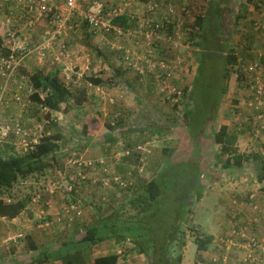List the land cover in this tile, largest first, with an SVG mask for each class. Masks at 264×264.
Masks as SVG:
<instances>
[{
	"label": "rangeland",
	"instance_id": "rangeland-1",
	"mask_svg": "<svg viewBox=\"0 0 264 264\" xmlns=\"http://www.w3.org/2000/svg\"><path fill=\"white\" fill-rule=\"evenodd\" d=\"M62 1L57 0L56 4H61ZM103 1L108 4L107 0ZM120 1L118 6L123 2L125 10H132V7L143 3V13L142 10L139 11L143 17L146 14L147 17L163 15L166 5L171 3L175 9L172 14L174 15L172 31L157 32L149 38L138 27L135 28L136 32L130 31L131 34L125 33L118 35L117 38L114 31H109L95 43L96 49H89V53L83 51V55L89 54L87 56L89 61L96 60L90 69L82 72L78 66H72L67 70L68 78L64 77L67 86L76 95L83 90L87 100L75 106L79 108L75 113L72 111L75 104L73 100L63 103L55 112L54 118L51 121L49 119L48 125L54 122L58 127L55 131L58 132L60 127L58 122H61L62 126L75 122L80 126V130H77L78 132L74 130L75 134L68 128L62 130V134L65 133L61 134L63 141L58 151L52 154L53 157L47 160L46 167L28 177L26 182L16 184L11 190L14 194L13 199L26 194L33 198L39 193L41 200H46L47 196L42 194L45 188H56L52 194H55L53 199L56 206L51 208L50 214H42L41 217L31 211L30 217H27L30 220L29 227L18 228L9 223L6 216L0 215V264L4 263L5 255L8 257L4 264L13 261L17 264H28L35 256L60 245L63 239L80 238L85 233L86 224L100 216L107 217L108 213L111 215L107 221L115 225L116 232L112 246L114 245L115 251H120L117 263L150 264L148 258L135 247L134 242L136 238L146 239L147 236H151L150 230L154 222L148 224L150 229L145 228L146 225L143 224L145 220L143 223L137 222L141 216L148 218L150 213L148 210L145 213L143 209L146 206L145 202L135 200L136 191L148 181L157 178L162 170H165L163 180L166 184L162 186L167 196V207L164 211H159L160 217H165L169 211L175 218L176 208L173 207L178 203L177 211L182 208V195L186 189L190 190L187 207L192 210L191 215L188 214L191 219L185 226V244L179 246L176 243L175 247L170 249L169 260L175 262L176 256L181 253L180 264H208L209 258L202 252L205 250H197L193 242L194 227L212 234L218 229V224L213 221L206 194L201 195V200H197L195 194L202 192L204 188H238L234 182L226 181V169L218 165L226 156L220 152L221 146L214 142L211 131L217 130L224 123L236 134L239 150L249 157L245 158L243 167L239 168L237 173L247 176L249 182L253 183L252 180L256 176L254 167L258 160L250 159V156L254 153L259 154V147L254 143L260 140L254 134L264 137L262 133L264 124L258 117V111L249 104L252 100L249 82L251 79L253 81L254 77L245 74L243 68L253 59V51L263 47L262 39L257 38L252 30L251 20L258 9L255 3L259 2V5L264 0L224 2L220 19L221 41L217 48L210 49L214 57H207L205 61L211 62L212 58L221 68L225 63V54L232 52L237 56V64L225 63L226 75L220 77L216 88L211 86L208 66L203 67L199 75H196L200 62L204 61V55L202 56L200 45H196L200 42V31L194 26L195 18L205 13L211 0L161 1L163 6L156 14L147 13L149 0H133L132 4L131 0ZM22 7L21 2L1 0L0 14L2 18L4 17L3 21L5 23L9 21L11 32L14 29L19 30L14 41L29 40L31 46L41 44L43 40L37 39L36 32L48 28L47 20H38L33 26H29L27 22L30 17ZM20 29L23 30L20 32ZM8 40L10 39L6 38V41ZM35 58L32 59L37 62ZM43 60H47V57ZM98 60H102L101 64H105L106 68L99 66L94 72L92 68L98 66ZM19 68L24 69L28 75L33 70L22 65ZM88 73L101 74L102 84L89 86L83 79V75ZM19 75L16 72L20 89L14 94L20 96L21 103L13 102L11 105L27 109V113H31H28V117L32 118V122L24 125L19 119L16 120L25 128L38 122L47 126L43 119L45 111L35 107L29 100L28 96L33 88L30 87L27 76H22L20 72ZM69 79H72V82ZM11 82L1 79L0 88H8ZM209 96L213 100L211 101L214 108L209 120L206 121L205 118L202 123L204 107L201 100L208 102ZM11 97L12 95L7 99L6 94H3L0 101L2 106H5V102H10ZM246 101L251 109L250 118L245 120L251 121L252 127L249 129L238 124L240 108ZM187 111L193 113L195 123L192 125L188 123L189 117L185 115ZM90 116L100 121V126L94 138L86 139L82 133L86 130V121ZM242 147L244 149L241 150ZM164 149L171 153L168 154ZM174 161L178 162L169 166L170 162ZM89 162L92 163L87 166ZM235 174L236 171H232L231 176ZM64 176L68 178L63 182ZM74 187L78 191L71 194L70 189ZM0 199L7 201L10 198L8 193L3 191L0 192ZM76 199L79 215L65 208L74 205ZM43 208L44 206L41 209ZM57 211L60 213H56ZM221 214L223 215L222 211ZM69 217L73 218L70 225ZM155 223H160V220ZM127 226L131 227L132 231L127 230ZM3 227L7 229L4 233ZM72 233L74 236L69 237ZM109 233L110 231L106 232L103 242L92 246L87 264H93V258L97 254L112 249L108 248V244H111L108 240L111 237ZM19 234L21 236H18ZM232 235L241 243L239 235L233 233ZM13 236L16 238L8 239ZM257 237L262 236L260 234ZM229 239L231 237L226 240ZM231 247L233 246L228 245L226 249ZM257 255L252 256L256 258ZM260 260L263 264L264 257L260 256Z\"/></svg>",
	"mask_w": 264,
	"mask_h": 264
},
{
	"label": "trees",
	"instance_id": "trees-1",
	"mask_svg": "<svg viewBox=\"0 0 264 264\" xmlns=\"http://www.w3.org/2000/svg\"><path fill=\"white\" fill-rule=\"evenodd\" d=\"M89 1L91 2V0ZM227 1L228 0H211L208 3V7L206 8L205 13L196 16L194 24V26L197 27V30L200 31V42H197L196 45H200V48L203 51L202 56L204 55V61L200 62L196 75H199L203 67L208 66V70H210L209 75H211V86L214 88H216L217 84L219 83L220 77H224L226 75L225 63L229 65L237 64V56L232 52H227L225 54V63H223L224 66L221 68L218 67L216 60L215 62H213L214 59L212 58H210L211 62L205 61L207 57H214V53L211 52L210 49L217 48L219 42L221 41L220 19L223 14L224 2ZM84 7L88 9L89 7H91V3L85 4ZM106 7H109L108 4H105V6L102 7L100 14L102 16V19L110 24V28L108 31L98 32V30H96L95 28H91L86 20L72 22L73 30L79 28L81 29V32L83 33V42L89 49H96L95 44L92 43V39L95 34L98 36H104L109 31H114V35L117 38L118 34L116 32V28L121 30L123 33H128L130 31L136 32L137 30H135V28H139V17L126 12L127 10L116 16H108V9ZM78 19L79 18H77V16L73 17V20ZM134 22H136L137 24H135ZM168 27L171 32L173 23H170ZM223 43L224 41L222 40V44ZM222 48L223 47L221 46L220 49ZM8 54L9 50L3 46V40L2 37H0V57H6L8 56ZM211 65L213 67H211ZM19 66L15 68V73L12 74L11 79L14 75H16V72L18 73V75L20 72L22 76H27L30 87L33 88V91L28 96L29 100L48 109V111L43 114V119L45 120L47 126L44 125V127L46 128L45 133L44 135H41L39 137L37 144L33 146V150L22 153L18 151L17 153L13 152L4 155L0 153V192L6 191L10 198L7 201L0 199V215L6 216L8 218L16 217L27 207L30 199L32 198L29 194H26L21 198L13 199L14 194L11 193V190H13L16 184L22 183L28 177H32V175L41 172L46 167L49 157H53L52 154H54L59 149V145L56 142L59 139V135L57 133L50 134L48 132L49 119L51 121L50 111L59 110L62 104L66 103L69 100H73L77 105H81L84 101L87 100L86 94L85 92H83V90L79 91L77 95L70 90V88L67 86V81L64 79V77L66 78V76L60 69H56L51 73H44L42 70L38 69L32 74L28 75V73L25 72L24 69L19 68ZM195 78L197 77L195 76ZM83 79L93 86H99L103 82V79L100 76L90 73L84 74ZM4 90V88H0V101L3 97V94H6ZM16 96L19 95H12V97L10 98L11 101L14 102V104L21 103L20 96V99H18ZM199 99H201V96L199 97ZM211 100V96H209L208 102L207 100H201L204 107L202 123H204L205 118L207 119L206 121L209 120L208 118L212 113V108H214L212 105L213 100ZM262 100L264 102V94ZM185 115L189 117L188 123L190 125L195 123L193 113L187 111ZM4 118L5 117L3 113L0 111V122H3ZM16 122L20 124V122L17 120H15L12 125L8 124V126L10 127L7 135L4 138H15L14 140L18 143V137L15 134L14 126ZM99 123L100 121H98L95 117H88V120L86 121V130H83L82 135H84L86 139L94 138V136L97 135L96 130H98L100 126ZM70 128L72 130V133L75 134L77 130L73 129L72 127H68V129ZM227 130V125L221 124L217 130L211 131L214 142L221 146L220 152L222 154H225L226 156L224 161H222L218 165L227 170L229 168H242L246 156L238 148L236 134L233 132L230 133ZM262 148L264 149V144L262 145ZM164 151L167 150L164 149ZM170 153L171 151L168 152V154ZM253 156L258 160V163L261 162L258 154H255ZM177 162L178 161L170 162L169 166ZM214 164H216V161H214ZM198 171L199 169L197 168V174L199 173ZM226 173L227 176L230 175L229 171H226ZM164 175L165 170L160 171L157 178L148 181L136 191L137 197L135 200H141L145 202L144 205L146 206L143 209L145 213H147L146 210H148V212L150 213L148 218L146 217L145 219V216H141V218L138 219L137 222L140 221L143 223V221L145 220L143 224L146 225V229H150L148 224H150L151 222L155 223L157 221L159 222L160 220V223L152 224L150 230L151 236H147L146 239L136 238L134 243L138 251L148 258L150 264H180L182 259L181 253L176 256L175 262L169 260V254L170 249L174 248L176 243L179 246H183L185 244V226L191 219L188 217V214L191 215L192 212L191 208L187 207L188 198L190 197V190H184V194L182 195V208L177 211L178 203L173 207L176 208L175 218L174 215L169 211L167 212L165 217H160L159 211H164L167 207V196L162 186V184H164V186L166 184L163 180ZM263 178L264 166H261L260 171L257 173V179L261 181ZM201 195L202 192L196 193V199L199 200L201 198ZM259 216V211H254V214L251 215L249 219L251 220L252 217L259 218ZM260 220H262V216L260 217ZM247 225L250 229L254 230L257 227L256 222L252 223L250 221ZM102 226L106 227L103 228ZM107 226L110 227L109 224H103V220H99L97 223L89 224V226L86 227L85 233L80 240L73 241L71 243L64 241L58 248L52 251H44L38 258L35 256L29 264L35 263L34 261H36V264H41L54 257H60L63 264H87L88 258L91 254L92 246L98 242L103 241L104 238H106L105 234L106 232H108V230H106ZM130 226H132V223H130ZM127 230H131V227L127 226ZM194 230L193 242L196 245L197 250H207L213 240V236L210 234H206L205 232H199L197 227H194ZM237 249H240V247L235 246L226 249L225 244V246L222 248L220 256L215 261L218 262V264H223L222 256L226 255L228 260L227 264H240L241 260L237 259ZM118 258L119 255L116 253L98 256L93 259V264H117ZM243 264L253 263L244 261Z\"/></svg>",
	"mask_w": 264,
	"mask_h": 264
},
{
	"label": "crops",
	"instance_id": "crops-1",
	"mask_svg": "<svg viewBox=\"0 0 264 264\" xmlns=\"http://www.w3.org/2000/svg\"><path fill=\"white\" fill-rule=\"evenodd\" d=\"M3 1L4 0H2V2ZM15 1L16 0H11V2H13V3ZM107 1H108L109 7L118 6V5H120V2H121L120 0H107ZM132 2H133V0H131V4H132ZM258 3L259 2L255 3V5L258 6ZM132 10L128 9L126 12L131 13L134 16L137 15L138 17H141V14H139V11L142 10V13H143V10H144L143 3L140 2V4L136 5V7H132ZM257 10L258 9H256V11ZM3 18H2V15L0 14V37H2L3 46L5 47L6 38H9L10 41L14 44L20 43L21 40L20 41H14L15 36H18L17 31H19V30L14 29L11 32V28H10L11 24L8 23L9 21H7V23H5L3 21ZM22 30L23 29H20V32ZM252 30H253V28H252ZM254 33L256 34L257 38L259 37L260 39H262L263 47H262V49H255L253 51V54H252L253 59L250 61H253L257 58V53L259 51L264 52V39L262 37L263 34L256 32V31H254ZM82 34L83 33L81 32L80 28L76 29V30L70 29L64 35L59 36V37H55V38L50 36V34L48 33V28L46 30H45V28H43V29L37 31L36 37L39 40H43V42H41V44L45 48L47 60H40L39 57L37 58L36 56H38V54H37V51H35V52H31L34 54L30 53L27 57H25V59L21 61V65L27 69L32 68L33 70L30 72V74H32L33 72H35L38 69L42 70L44 73H51V72L55 71L56 69H60L62 71V73L67 78H68V74L66 72L72 66L73 67L78 66L79 69L82 70V72L90 69V67L93 65L92 63L96 60L89 61V58L87 57V56H89V54L83 55L84 50L88 51L87 53H89L90 50L84 44ZM101 37L102 36H98L95 34L93 36V39H92L93 43L94 44L97 43ZM94 40H95V42H94ZM62 43L65 44V47H66V52L64 55H62L61 50H60V46ZM33 46H35V45H33ZM46 48H47V50H46ZM47 52H48V54H47ZM32 58H35L37 60V62L34 61ZM262 61L264 62V57L262 58ZM138 62L139 61H137V63ZM97 63H98V66L96 65L94 68H92L94 70V72L96 71L97 67H99V66L100 67L103 66L104 68H106L105 64L104 65L101 64L102 60H98ZM123 65L126 66L124 64V62H123ZM98 69H101V68H98ZM95 75L102 77L101 74H95ZM14 76H13L14 78L12 77V79L8 80V81H12L11 85L8 88H4L5 89L4 91L6 92V98L7 99H9V96L18 92L20 89V85H19V81L17 80V76L16 75H14ZM1 79L2 78L0 77V80ZM70 81L72 82V79ZM88 85L91 86V84H89V83H88ZM93 87H95V86H93ZM11 93H13V94H11ZM0 96H1V94H0ZM11 104H13L12 101L5 102V106H2L3 104L1 103L0 111L3 113V115L5 117L3 123H5L6 125H8V124L12 125L16 119H19L21 122L24 123V125L31 124L32 118L28 117L29 116L28 113H30V112L27 113V109H23V108H19V107L17 108L16 105L12 106ZM33 105H35V107H37V104L35 102H33ZM75 106L77 107L78 105L74 104V109L72 110L74 113L79 110V108H76ZM43 110H45V112L48 111V109H43ZM55 112L56 111H53V110L50 111V118L51 119L54 118ZM239 113L241 114V116L238 118L239 119L238 120L239 126L243 125L244 128H246V129L251 128L252 127V126H250L251 121L250 120L245 121L247 118H250V116H251V109L248 107L247 101L245 102V104L243 106H241ZM71 120H72V118H71ZM39 123L40 122H38V124ZM58 124H60L58 132L55 131L58 127L56 126V124L54 122L50 123L48 132L50 134L57 133L59 135V139L56 141L59 146H60L61 142L63 141V137L61 136L62 130L68 128V126L72 127L73 129L80 130V126H78L75 122L67 123L66 125H68V126H62L61 122H58ZM36 125L37 124H34V125H31V126L26 127V128L33 129ZM224 125H226V123H224ZM227 127H228L227 131L232 133L233 131L230 130V126H227ZM101 131H102V129H100L99 132H101ZM70 132L72 133L71 128H70ZM248 132H251V131H247V133ZM256 133H259V131H256ZM262 133H264V132H262ZM63 134H65V133H63ZM254 135L257 136L258 138H260L259 142H255L254 145L259 147V151H258L259 154L258 155H259V158L261 159V162L258 163V161H257L256 166L254 167L256 176L252 180L253 183L249 182V179L247 176H244L242 174L237 173L239 171L238 169L229 168L228 170L226 169V171H229V174H230V175L226 176L228 179V180L226 179V181L234 182L238 186V188H204L202 190V194H206V198L209 201L210 208L212 211L213 221L215 224H218V229L216 230V232L210 234L213 236V240H212L211 244L209 245L207 250L202 251L203 255L208 256V258H209L208 264H218V262H216L214 259H216L220 256V254L222 252V248L226 244V239L230 238V237L232 238V230H237V231L243 230L246 234H249L252 236L260 234V231L258 229L256 231L252 230L247 225L248 219L250 218L251 215L254 214V211H257V212L259 211L260 215H264V178L261 181H259L257 179V173L260 171L261 166H264V149L262 148V145L264 144V137H262L259 134L258 135L254 134ZM68 137H70V136H68ZM14 139H12L10 137L0 139V153H2L3 155L8 154V153H13V152L17 153L19 151L20 146L17 145V141H15ZM87 141H89L91 143L90 140H87ZM239 146L240 145H238V147ZM240 149L242 150V149H244V147H242ZM253 155H255V153L250 156V159L255 158ZM246 157L249 158L248 156H246ZM232 171H236V174L233 176H231ZM56 173H57V175H59L58 171ZM68 176H69V174H68ZM68 176L67 177L64 176L62 181L64 182V180L67 179ZM229 176H231V177H229ZM223 181L225 182V177H223ZM24 182H26V181H24ZM213 185H214V182H213ZM224 187H225V184H224ZM55 189L56 188H45V190L42 192V194L47 196L46 200L45 199L41 200L42 199L41 195L38 193L36 195V197H33L32 200L28 203L30 205H28L16 217H13V218L7 217L8 222L16 225V227L18 226V228L19 227H26V226L29 227L28 222L30 220H28L27 217L28 218L30 217L31 211H34L36 214L40 215V217L42 216V214H50L51 208H53V206H56L54 199H53L54 198L53 196L55 194L52 195L54 193ZM64 189L68 190L69 188H64ZM77 191L78 190L76 187L70 189L71 194H73V192L77 193ZM38 197H39V199H38ZM62 197H63V195H62ZM201 199L202 198H200V200ZM77 203H78V201L76 199L74 202V205H69V206L65 207L66 210L68 208V210L74 212V214L79 215L80 210L77 206ZM46 205H48V206H46ZM43 206H44V208H43L44 210L41 209ZM221 211L223 212V215L221 214ZM56 213H60V211H57ZM110 215H111V213H108L107 217L100 216L96 220L89 223V224L97 223L99 220H103V224L108 225V223H109V225H110V227L107 226L106 230L110 231L109 234L111 237H109L108 240L111 241L110 242L111 244H108V248H112V249L110 251H107V252H104L101 254H97L96 256H94V258L98 257V256H104V255L112 254V253H116L119 255V253H120L119 250L118 251L114 250V245L112 246V241H115L114 235H116V232H115V225L113 227V224L110 223V221H107V219ZM69 219H70V222L68 223V225L71 224L73 218L69 217ZM89 224H86L85 230H86V227L89 226ZM71 227H72V225H71ZM198 230H199V232H203L202 229L199 227H198ZM6 231H7V229L3 227L2 233L6 232ZM206 234H209V233H206ZM64 235H66V234H64ZM73 236H74V233L69 235V237H73ZM82 236L80 238H76V239L74 237L72 239H68V238L63 239L62 242L65 241V242L71 243L73 241H78L82 238ZM103 241H101V242H103ZM101 242H98L96 244H99ZM61 243H60V245H61ZM96 244H94L93 246H95ZM60 245L53 247L52 250L58 248ZM52 250H50V251H52ZM6 253H8V252L6 251ZM199 253L202 255L201 252H199ZM236 253L238 256L237 259H240L243 256L248 257V255H250L249 251H247L245 248H241V247H240V249L236 250ZM41 255L42 254L38 255L37 258ZM6 257H8V256L5 255L4 263L7 261ZM118 261H119V259H118ZM59 263L63 264L61 261V258L60 257H54V258L48 259L47 261H45L41 264H59ZM10 264H17V263L15 261H13ZM34 264H36V263H34Z\"/></svg>",
	"mask_w": 264,
	"mask_h": 264
},
{
	"label": "built area",
	"instance_id": "built-area-1",
	"mask_svg": "<svg viewBox=\"0 0 264 264\" xmlns=\"http://www.w3.org/2000/svg\"><path fill=\"white\" fill-rule=\"evenodd\" d=\"M23 4L22 9L30 17L27 24L33 26L38 20H47L48 22V33L52 37H59L64 35L68 30L73 28L72 22H78L80 20H86L91 28H95L98 32L108 31L110 24L102 19L100 14L102 7L105 6L103 0H63L61 4H56L57 0H16ZM161 1L167 0H149L150 5L148 7V14H156L163 5ZM91 3V7L86 9L85 4ZM119 7V8H118ZM107 8V7H106ZM126 6L122 2L121 6L108 7V16H116L125 11ZM174 9L171 3L166 5V10L163 15L157 17H151L147 14L145 17H139V28L140 31L147 34L146 37L149 38L157 32H166L169 30V24L172 23ZM171 15V16H170ZM77 16L78 20H73V17ZM147 17V19H146ZM251 26L254 31L263 34L264 39V2L258 5V10L251 20ZM118 35L125 34L121 30L116 28ZM127 34H131L128 32ZM10 40L6 41L5 46L9 49L8 56L0 57V76L8 80L11 78L12 74L15 73V68L21 64V61L25 59L31 52L37 51L40 60L46 57L45 48L42 44H37L36 46H31L30 41H21L20 43H11ZM148 44H150L148 42ZM60 50L62 55L66 52L65 44H61ZM264 57V52L259 51L257 53V58L253 61L248 62L244 68L243 72L245 74L252 75L253 81L251 79L250 89L252 100L249 102L250 106H253L258 111V117L262 120L264 124V102L262 100L264 94V62L262 58ZM18 99L19 96H16ZM15 134L18 137V145L22 148L23 152L33 150V146L37 144L38 139L44 133V127L38 124L36 128L31 131L23 128L18 122L14 124ZM8 125L0 122V139H3L9 130ZM92 162L87 164L91 165ZM262 216V220L260 217ZM252 223L256 222L257 227L255 230H259L261 238L255 235L252 237H247L243 230L237 231L232 230L233 234L239 235L241 243L236 241L234 235L229 240H226V246H236L245 248L250 252L248 257H243L244 259L240 262L243 264L244 261H248L253 264H262L260 256L264 257V215H260L259 218L252 217L250 220ZM254 230V229H252ZM18 236H21L19 234ZM243 237V239H242ZM16 236L9 237L8 239H15ZM257 255V259L252 255ZM216 260V259H214ZM226 255L222 256L223 264H227ZM264 264V263H263Z\"/></svg>",
	"mask_w": 264,
	"mask_h": 264
},
{
	"label": "clouds",
	"instance_id": "clouds-1",
	"mask_svg": "<svg viewBox=\"0 0 264 264\" xmlns=\"http://www.w3.org/2000/svg\"><path fill=\"white\" fill-rule=\"evenodd\" d=\"M175 10V9H174ZM175 12V11H174ZM174 16V15H173ZM172 23H174V22H172ZM12 43V42H11ZM36 46V45H35ZM5 48H6V46H5ZM8 49V48H7ZM9 50V49H8ZM48 53V52H47ZM27 57V56H26ZM43 60V59H42ZM3 80H5L6 82L8 81V80H10L11 78H9L8 80H6V79H4L2 76H0ZM37 107L38 108H40L41 110H43V109H47L46 107H42L41 105H37ZM45 111V110H44ZM39 124H41V125H43L42 123H39ZM38 125V124H37ZM36 125V126H37ZM36 126L33 128V129H30V128H25V129H27V130H31V131H33L35 128H36ZM22 127H24L23 125H22ZM43 127H44V125H43ZM44 133H45V127H44ZM44 133H43V135H44ZM18 144V143H17ZM19 152L20 153H22L23 152V150H22V148L20 147L19 148Z\"/></svg>",
	"mask_w": 264,
	"mask_h": 264
}]
</instances>
